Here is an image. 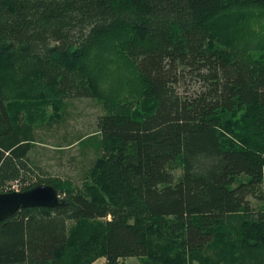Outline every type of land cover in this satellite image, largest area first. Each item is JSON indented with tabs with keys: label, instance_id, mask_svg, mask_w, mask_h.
<instances>
[{
	"label": "trees",
	"instance_id": "1",
	"mask_svg": "<svg viewBox=\"0 0 264 264\" xmlns=\"http://www.w3.org/2000/svg\"><path fill=\"white\" fill-rule=\"evenodd\" d=\"M105 39L130 61L129 76L115 69L134 89L107 97L98 119L105 155L95 180L117 184L109 194L120 207L77 191L60 207L22 208L0 222V264H91L99 256L154 264L157 253L169 260L174 251L185 264V252L213 244L214 226L249 220L250 195L264 200V0H0V82L13 93H0V184L19 176L34 141L32 124L15 118L27 110L15 87L27 84L13 86L5 68L51 57L57 74L46 83L59 86L60 67L62 79L80 74L89 83L93 50L105 46L100 67L110 60ZM185 72L201 81L193 93L180 91ZM13 99L22 102L17 111ZM41 183L65 192L60 182ZM245 225L249 255L239 263L264 264V220Z\"/></svg>",
	"mask_w": 264,
	"mask_h": 264
},
{
	"label": "rangeland",
	"instance_id": "2",
	"mask_svg": "<svg viewBox=\"0 0 264 264\" xmlns=\"http://www.w3.org/2000/svg\"><path fill=\"white\" fill-rule=\"evenodd\" d=\"M103 44L111 47L110 60L100 67L99 60L105 51V46H96L98 50H93L89 59L93 63L87 67L97 75L89 83V78L80 74H71L69 78L62 79V67L59 68L57 76L59 86L52 87L51 81L46 83L45 79L43 80L44 77L47 75L53 77L52 72L57 74L58 65H54L51 69L54 62L51 57L44 61L40 58L26 57L18 59L5 68L4 79L10 80L13 86L18 84L19 79L27 84L28 90L15 87L14 92L19 90L25 94L22 107L27 108V110L18 111L15 118L20 124L25 122L32 124L34 141L31 153L23 160L24 165L20 167L19 176L0 184V192L22 189L51 179L60 182L65 190L60 193L61 197H67L69 192L82 191L93 199H103L102 204L108 209L120 207L111 200L109 194L110 189H118L117 184L113 183L114 186L110 187L107 180H104L102 184L99 178L95 180L97 161L105 155L101 146L102 135L98 128V119L108 112L107 97L112 96L117 90L126 94V90L134 89H131V83L121 78L120 73L115 69L116 66H121L124 74L129 76L130 61L124 57L118 60L120 52L111 39L103 40ZM94 63L97 65L95 66ZM191 76L190 73L185 72V79L181 81L179 87L181 92L189 94L200 88L201 81ZM39 90L45 93L48 99L40 100ZM91 92L97 93L93 96L89 95ZM0 93L10 97L13 94L11 86L6 81L0 82ZM30 94H32L31 97H29ZM13 102L12 106L17 111L22 102L17 99H13ZM140 106L141 99H133L132 107L135 109ZM226 135H222L224 139ZM184 165L182 157L173 163L175 182L182 177ZM96 184L101 189L97 198L93 196L92 188ZM100 193L102 198L99 196ZM259 194L260 191L248 197L250 206L253 208L249 213L248 221L236 222L230 219L214 226L213 244L205 252H195L188 258L185 252V264H240L239 261L249 255L243 236L245 224L264 220V200ZM129 202L125 208L128 207ZM110 217L109 215L108 218ZM170 255L171 258L166 260L165 254L157 253L153 258L156 261L154 264H179L180 257L176 251ZM106 262L105 256H99L91 264ZM119 264H143V258L125 257L119 260Z\"/></svg>",
	"mask_w": 264,
	"mask_h": 264
},
{
	"label": "water",
	"instance_id": "3",
	"mask_svg": "<svg viewBox=\"0 0 264 264\" xmlns=\"http://www.w3.org/2000/svg\"><path fill=\"white\" fill-rule=\"evenodd\" d=\"M66 204L51 184L39 183L25 190L0 192V222L12 217L22 208H55Z\"/></svg>",
	"mask_w": 264,
	"mask_h": 264
},
{
	"label": "crops",
	"instance_id": "4",
	"mask_svg": "<svg viewBox=\"0 0 264 264\" xmlns=\"http://www.w3.org/2000/svg\"><path fill=\"white\" fill-rule=\"evenodd\" d=\"M32 149H33V148L31 147L30 151L28 152V155H29V153H31Z\"/></svg>",
	"mask_w": 264,
	"mask_h": 264
},
{
	"label": "bare ground",
	"instance_id": "5",
	"mask_svg": "<svg viewBox=\"0 0 264 264\" xmlns=\"http://www.w3.org/2000/svg\"><path fill=\"white\" fill-rule=\"evenodd\" d=\"M139 119V118H138ZM7 124V123H6ZM12 131V130H11ZM9 132V131H8ZM27 135V134H26ZM24 165V164H23ZM1 179V178H0ZM1 181V180H0Z\"/></svg>",
	"mask_w": 264,
	"mask_h": 264
},
{
	"label": "built area",
	"instance_id": "6",
	"mask_svg": "<svg viewBox=\"0 0 264 264\" xmlns=\"http://www.w3.org/2000/svg\"><path fill=\"white\" fill-rule=\"evenodd\" d=\"M16 190H19L18 188Z\"/></svg>",
	"mask_w": 264,
	"mask_h": 264
}]
</instances>
